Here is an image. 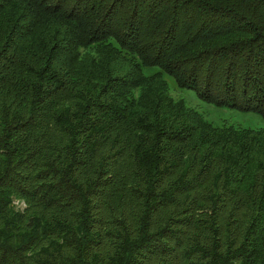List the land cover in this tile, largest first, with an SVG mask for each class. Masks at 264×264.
<instances>
[{"label":"trees","instance_id":"trees-1","mask_svg":"<svg viewBox=\"0 0 264 264\" xmlns=\"http://www.w3.org/2000/svg\"><path fill=\"white\" fill-rule=\"evenodd\" d=\"M163 75L264 119V0H0V264H264V129Z\"/></svg>","mask_w":264,"mask_h":264},{"label":"rangeland","instance_id":"rangeland-1","mask_svg":"<svg viewBox=\"0 0 264 264\" xmlns=\"http://www.w3.org/2000/svg\"><path fill=\"white\" fill-rule=\"evenodd\" d=\"M147 76L159 72L156 67L143 68ZM170 94L178 100H183L187 106L200 113L208 122L216 127L231 126L244 129H264V119L254 112H243L227 107H217L213 104L202 101L195 91L180 89L175 81L168 75H163ZM23 207L22 204L18 208Z\"/></svg>","mask_w":264,"mask_h":264}]
</instances>
